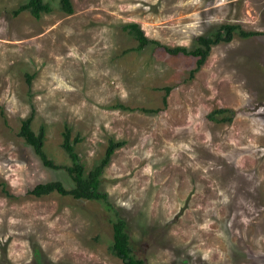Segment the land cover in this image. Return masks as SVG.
Listing matches in <instances>:
<instances>
[{
  "label": "rangeland",
  "instance_id": "obj_1",
  "mask_svg": "<svg viewBox=\"0 0 264 264\" xmlns=\"http://www.w3.org/2000/svg\"><path fill=\"white\" fill-rule=\"evenodd\" d=\"M45 1L35 18L14 13L27 0H0V264H124L102 202L29 194L73 186L18 135L30 115L58 164L65 126L86 172L124 142L100 190L144 264H264V0ZM129 23L169 47L224 23L262 33L213 46L190 77L196 57L132 49Z\"/></svg>",
  "mask_w": 264,
  "mask_h": 264
},
{
  "label": "trees",
  "instance_id": "obj_2",
  "mask_svg": "<svg viewBox=\"0 0 264 264\" xmlns=\"http://www.w3.org/2000/svg\"><path fill=\"white\" fill-rule=\"evenodd\" d=\"M59 7L66 13L73 11L71 0H59ZM27 10L35 18H39L42 13H48L52 10L49 2L45 0H27L21 4L15 11V14ZM123 30L131 34L137 44L132 49L142 50L146 46L152 44L164 48L169 54L177 55H192L196 57L195 67L190 70V77L205 63L210 50L213 46L230 42L236 35L242 38H249L261 34L262 32L243 29L239 24L224 23L221 24L214 32L207 35H199L195 39V46L187 48L184 46L169 47L163 45L156 40L149 39L144 31L137 23H129L122 26ZM31 77L29 76L28 79ZM172 87L164 86L162 102L166 105L167 96ZM123 109H133L120 105ZM145 112H157L159 109L140 108ZM221 111V110H220ZM230 120V118L228 119ZM32 115L21 121L18 135L22 138L25 144L33 148L34 153L39 157L44 166L59 170L63 169L73 182V186L68 188L61 181H49L36 184L29 190V194L35 197L45 196L51 193L60 195H68L75 199L97 200L104 204L107 211L112 212V217L109 218L112 226V239L109 244L110 251L120 258L124 264H144L143 259L137 257L132 250L130 237L126 230V222L122 219L119 213L108 200L107 193L100 190L101 176L104 168L109 164L110 158L114 151L123 145V141H115L110 139L105 149L104 155L89 171H85L83 164L80 162L79 155L75 150V144L80 141L79 137L71 138V129L68 126L64 127L62 132L63 140L61 147L67 154L70 164H58L48 156L44 149L45 128L41 126L38 132H35L31 127ZM7 194V191H5Z\"/></svg>",
  "mask_w": 264,
  "mask_h": 264
}]
</instances>
